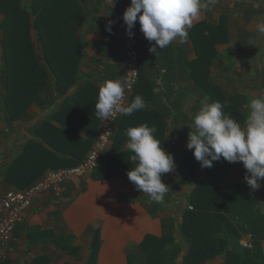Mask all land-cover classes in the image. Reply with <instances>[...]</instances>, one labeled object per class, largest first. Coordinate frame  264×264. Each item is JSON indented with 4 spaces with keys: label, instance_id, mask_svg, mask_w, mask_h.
<instances>
[{
    "label": "trees",
    "instance_id": "16d2710c",
    "mask_svg": "<svg viewBox=\"0 0 264 264\" xmlns=\"http://www.w3.org/2000/svg\"><path fill=\"white\" fill-rule=\"evenodd\" d=\"M29 1L0 0V14L5 16L1 27L0 123L11 129L16 122L31 117L33 106L44 112L27 128L32 138L26 143L20 138L12 141L4 154L8 159L0 163V176L7 184L21 190L31 187L50 170L74 167L86 159L96 141L107 98L89 82L80 80V64L86 46L80 37L86 19L84 14H69L64 9L53 11L45 0H40L41 10L38 0H31L32 6L28 8ZM189 32L199 57L194 62L182 63L178 57L174 67L183 66L194 85L192 90V85L183 89L185 93H198L199 101L208 98L213 120L210 126L199 120H188L186 132L193 134L191 146L186 149L182 145L175 162L176 173L182 180L190 186L195 183L196 189L189 194L188 202L192 199L198 210L187 209L181 225L176 220L164 221V228L169 226L170 232L163 237L149 235L139 246H130L128 263L181 264L178 256L185 246L183 264H204L223 252V264H264L262 203L256 194L223 188L217 180L219 163L225 162L224 170L236 138L245 132L243 126L249 121L254 123L250 118V112L255 109L251 92H259L255 97L256 107L264 110V83H259L257 77L236 75L231 70L235 66L231 58L222 76L212 78L219 55L216 46L230 43L226 18L222 17L219 25L202 21L190 27ZM245 37L255 43V35L243 33L238 39L239 47L244 46ZM163 80L164 85L157 91L140 65L138 84L116 125L113 144L92 177L102 180L121 175L132 181L139 193L164 179L159 155L168 134L176 132L186 121L184 113L183 121L177 118L181 112L179 100L185 97L175 95L172 83L177 82V78L173 75L170 81ZM174 95L169 104H159L160 98L168 102ZM187 100L188 103L193 100L190 94ZM169 112H172V125ZM206 157V174L198 181V172ZM85 189L84 184L82 191ZM175 232L182 235L185 243L178 241ZM243 237H250L251 247L243 245ZM203 238L206 239L201 241ZM98 241L96 232L89 264L97 262ZM223 241L228 243L227 247Z\"/></svg>",
    "mask_w": 264,
    "mask_h": 264
},
{
    "label": "crops",
    "instance_id": "0c3cea01",
    "mask_svg": "<svg viewBox=\"0 0 264 264\" xmlns=\"http://www.w3.org/2000/svg\"><path fill=\"white\" fill-rule=\"evenodd\" d=\"M45 1L53 11L64 9L69 14L79 16L84 14L86 19L80 37L86 46L80 64V80L89 82L105 94L106 106L121 84L125 72L123 31L133 14H137L140 61L144 73L156 85L157 91L158 87L164 85V78L168 81L173 75L177 78V82L172 83L175 95L178 93L185 96L179 100L181 112L177 118L183 121L184 113L186 124L175 129L176 132L168 134L164 150L159 155V164L165 177L158 185L139 193L135 190L133 182L121 175L102 180L89 177L67 184L60 192L46 194L34 202L24 222L17 228L14 238L9 242L10 251L3 264H89L96 232L99 233L96 264H129L130 246H139L149 235L163 237L166 232H170L169 226L166 225L164 228L163 222L176 220L177 224L181 225L184 212L190 208H188L190 189L176 173L175 158L182 145L186 149L191 146L190 138L193 134L186 132L189 129L187 122L192 119L190 110L193 111V106L197 105L194 113L199 115L203 111L201 109L208 103V98L199 101L198 93L188 91L185 93L183 89L192 85V90L194 85L183 66L174 67L178 57L180 63L194 62L199 57L189 28L202 21L219 25L222 17L226 18L231 43L235 38L234 34L235 39L242 37V32L233 31L237 18L241 21L246 17L248 22L251 21L253 13L247 12V6H251L252 2L181 0L174 3L171 0H155L152 4L146 5L142 0ZM30 2L31 0L26 4L28 8L32 6ZM37 5L41 10L40 0ZM256 7L255 9H258ZM4 19L5 16L0 14V64L3 60L1 27ZM220 47L221 45L216 46L218 53ZM259 49L257 47L255 50ZM218 71L214 66L213 79L221 76ZM196 75L198 76V69ZM1 88L0 77V98L3 94ZM188 94L193 99L191 104L194 105L191 108L187 100ZM99 95L102 96L100 93ZM175 95L169 97L168 102L160 98L159 104H169ZM43 114L40 108L33 106L31 117L16 122L11 129L5 123H0V163L8 159L4 154L12 141L20 138L26 143L32 138L27 128ZM167 115L172 125V112ZM247 135L243 134L236 138L237 143L226 161L224 170L222 166L225 162L222 165L219 163L221 168H217V172H220L217 180L223 188L237 192L252 193L250 190L257 187L258 191L254 192L264 208V146L261 145L260 149L254 146L258 134L251 132L250 136ZM260 135L264 139V132ZM262 137L260 136L261 140ZM258 150L261 151L260 159L253 162L251 158L253 152L257 153ZM254 169L260 175L256 176ZM202 179L200 175L198 181ZM83 183L86 185L84 192ZM238 186L253 188L244 191L237 190L235 187ZM14 189L16 188L7 184L0 176V202L7 192ZM174 234L179 242L185 243L179 232ZM250 241V237L242 239L243 244ZM223 244L226 247L228 245L226 241H223ZM183 248V252L178 256L181 264L186 255L185 246ZM224 262L225 252L204 264Z\"/></svg>",
    "mask_w": 264,
    "mask_h": 264
},
{
    "label": "built area",
    "instance_id": "2783aa9c",
    "mask_svg": "<svg viewBox=\"0 0 264 264\" xmlns=\"http://www.w3.org/2000/svg\"><path fill=\"white\" fill-rule=\"evenodd\" d=\"M155 0H142L146 5ZM177 3L181 0H171ZM133 14L130 23L125 27L122 38L124 48L125 72L121 84L109 100L101 119L96 141L86 159L70 168L49 171L31 187L7 192L0 202V264H3L10 251L9 242L14 238L17 228L25 220L36 200L50 192L61 189L77 180L89 178L101 166L103 158L113 144L116 125L123 116L131 96L140 78V41L136 21ZM193 210L192 207H190ZM251 247L249 244H243Z\"/></svg>",
    "mask_w": 264,
    "mask_h": 264
},
{
    "label": "rangeland",
    "instance_id": "374dc122",
    "mask_svg": "<svg viewBox=\"0 0 264 264\" xmlns=\"http://www.w3.org/2000/svg\"><path fill=\"white\" fill-rule=\"evenodd\" d=\"M245 1L246 2L247 1L252 2L251 6H247V12H249L251 14L253 13L252 17H250L252 19H250L251 21L248 22L245 19L246 18L245 15H244L245 18L242 17L243 20H241V21L237 18V23H235V28L233 31L234 32H236V31L242 32V34L245 33V34L255 35V38H256L254 41L255 43H252L253 39L247 40V37H248L247 36L243 39L244 40V46L239 47L237 45L239 43V41H238V39H235L236 35L234 34L235 38L233 41H231V43L221 45V47H220L221 50H220V53L218 55V58L214 64V66H215V68H217L219 70L218 72H220V74L222 76L224 69L229 66L228 59L231 58L235 62V66L231 70L234 71L236 75H243V74L245 75L246 74L251 79L257 77V78H259V81H260L259 83L263 84V82H264V75H263L264 74V0H245ZM255 7L258 9H255ZM196 40H198L197 37H196ZM257 47L260 49L255 50V49H257ZM211 75H213V73ZM220 80H222V79H219V81ZM247 85H249V84H247ZM250 94L252 95L251 96L252 105L255 107L254 111L250 112V118H252V120H254V123H250V121H249L245 126H243V130L245 132H243L242 135L248 134L250 136L251 132H253V134H258L259 140H257V142L254 143V146H256L258 149H260L259 147L261 145L264 146V139H263L262 135H260V134H263V132H261L260 129H264V110H261L260 108L256 107L255 97H256V95H259V92L255 91V92H251ZM242 102H244V101H242ZM189 103H190V108H191V106L194 104H191L192 100H190ZM247 103H248V101H245V104H247ZM197 107H198L197 105H194L193 111L190 110V114H191V118H192V119H190V121L195 122V121L199 120V121H202V124H206L205 126H210V124H212V120H213V115H212L213 110H212L210 104L206 103L204 105V107L199 106L200 108L203 107V109H201L203 111H201L199 115L194 113L195 110L197 109ZM198 111H200V110H198ZM240 136H238V137H240ZM260 136L262 137L263 141L260 139ZM247 144H249V143H247ZM201 149H202V147L200 148V150ZM195 153H197V150H195ZM260 156H261V151L258 150L257 153L253 152V156L251 157L252 161L257 162L260 159ZM206 159H207V157L205 158V161L203 160L201 169L198 172V175L200 174V175H202V177L206 173V165L204 166V163L207 161ZM175 166H176V162H175ZM52 171H55V170H52ZM241 173H243V171H241ZM254 174L256 176H257V174L260 175V173H257L255 171V169H254ZM184 184L189 187L190 193H191V191L194 193V191L196 189V186L194 185L195 183L192 186H190L188 183H185V182H184ZM235 188L237 190L248 191L249 189H251L253 187L250 186L247 188V186H238ZM255 190L258 191V188L257 187L253 188L250 191H252V193L255 194V192H254ZM189 201H190V199H189ZM189 203L190 204L188 205V208L192 207L194 210H198V206H196V204L192 203V199ZM244 241H245V239H244ZM246 244H249V242H246Z\"/></svg>",
    "mask_w": 264,
    "mask_h": 264
},
{
    "label": "clouds",
    "instance_id": "9594fccd",
    "mask_svg": "<svg viewBox=\"0 0 264 264\" xmlns=\"http://www.w3.org/2000/svg\"><path fill=\"white\" fill-rule=\"evenodd\" d=\"M92 177V176H91Z\"/></svg>",
    "mask_w": 264,
    "mask_h": 264
}]
</instances>
